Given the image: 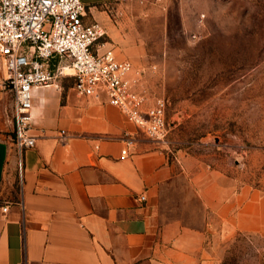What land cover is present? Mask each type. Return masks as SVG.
I'll use <instances>...</instances> for the list:
<instances>
[{"label": "crops", "instance_id": "1", "mask_svg": "<svg viewBox=\"0 0 264 264\" xmlns=\"http://www.w3.org/2000/svg\"><path fill=\"white\" fill-rule=\"evenodd\" d=\"M79 1L84 24L106 32L95 48L139 66L144 51L113 16L117 0ZM71 78L32 90L33 148L19 154L0 139V264H220L236 235L264 238L258 192L170 157L105 96H79Z\"/></svg>", "mask_w": 264, "mask_h": 264}, {"label": "rangeland", "instance_id": "2", "mask_svg": "<svg viewBox=\"0 0 264 264\" xmlns=\"http://www.w3.org/2000/svg\"><path fill=\"white\" fill-rule=\"evenodd\" d=\"M115 4L113 16L144 51L131 77L166 104L161 144L169 156L201 162L264 199V0ZM61 62L52 59L49 69L72 73ZM12 107V92L0 86V139L14 140ZM10 190L15 195L18 182ZM263 244L238 234L219 249L220 264H264Z\"/></svg>", "mask_w": 264, "mask_h": 264}, {"label": "built area", "instance_id": "3", "mask_svg": "<svg viewBox=\"0 0 264 264\" xmlns=\"http://www.w3.org/2000/svg\"><path fill=\"white\" fill-rule=\"evenodd\" d=\"M85 12L79 0H0V84L12 92L14 142L19 154L35 146V137L29 134L32 90L51 86L64 76L65 67L49 69L54 58L67 63L79 96H105L141 134L150 141L164 142V100L147 96L139 79L131 77L129 60L117 59L112 49L100 52L95 48L104 44L101 40L106 32L98 23L84 24ZM126 156L127 149H123L120 159Z\"/></svg>", "mask_w": 264, "mask_h": 264}]
</instances>
